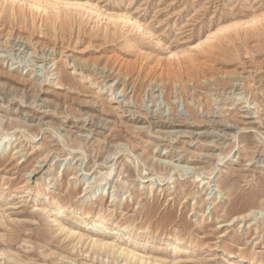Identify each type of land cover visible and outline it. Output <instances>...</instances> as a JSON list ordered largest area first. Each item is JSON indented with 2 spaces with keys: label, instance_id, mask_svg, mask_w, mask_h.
I'll list each match as a JSON object with an SVG mask.
<instances>
[{
  "label": "rangeland",
  "instance_id": "374dc122",
  "mask_svg": "<svg viewBox=\"0 0 264 264\" xmlns=\"http://www.w3.org/2000/svg\"><path fill=\"white\" fill-rule=\"evenodd\" d=\"M24 2L48 14L0 0V264L135 263L94 237L159 264H264V0Z\"/></svg>",
  "mask_w": 264,
  "mask_h": 264
},
{
  "label": "bare ground",
  "instance_id": "6f19581e",
  "mask_svg": "<svg viewBox=\"0 0 264 264\" xmlns=\"http://www.w3.org/2000/svg\"><path fill=\"white\" fill-rule=\"evenodd\" d=\"M1 1H3V2H5V3H7V4H9L10 6H11V15L15 18L16 16H17V13L18 12H20V10H22V9H24V10H28V11H39V10H42V11H44L45 13L47 12V14H48V11H47V9H44V7H42L41 6V4L40 3H38V2H35V3H33V4H28L27 2L25 3L24 2V0H1ZM75 8H77V9H79L80 11H82L83 12V14L84 15H89V16H91L90 14H89V12H91L92 11V6L90 5V4H88V3H83V2H77V4H75ZM118 20H121L124 24H126L127 22H129V19L127 18V17H123V18H119V19H112V23H114V24H118L119 23V21ZM254 21V20H253ZM65 27V26H64ZM260 28H261V26H259ZM250 30V29H249ZM241 31H243V30H241ZM251 31V30H250ZM253 31V30H252ZM258 32H262V30H258L257 32H250V33H243L244 34V36H246V37H249L250 39H255L256 37H258L259 36V34H262V33H258ZM241 33V32H240ZM241 33V34H242ZM231 34V33H230ZM235 34V33H234ZM234 34H231V35H234ZM264 34V33H263ZM226 36H224V38H225ZM230 37V36H229ZM227 38V37H226ZM234 38V37H233ZM228 39V38H227ZM226 39V40H227ZM235 39V38H234ZM28 40V39H27ZM256 40V39H255ZM254 40V41H255ZM229 42H230V40H229ZM41 43V42H40ZM256 43H257V41H256ZM258 43H259V41H258ZM261 43V42H260ZM212 46H214V45H212ZM211 48V47H210ZM209 48V49H210ZM215 48H217V47H215ZM208 49V50H209ZM212 49V48H211ZM208 50H206V53L208 52ZM214 50V49H213ZM210 51V50H209ZM204 52H205V50H204ZM210 54V53H209ZM199 56V55H198ZM197 57V56H196ZM203 59H200L199 57L198 58H190V63L191 64H199L201 61H202ZM127 63V62H126ZM184 63V62H183ZM188 64V65H191V64ZM170 64V63H169ZM169 64H167V65H165V70H166V72L165 71H163V72H161V74H159V76L162 78V82H165L166 84H168V85H171V83L172 82H174V80H175V76H174V72H173V69H171V67L170 66H168ZM174 64H175V61H174ZM187 64V63H186ZM162 65V64H161ZM202 65H203V63H202ZM138 66H140V65H138ZM142 66V68H144L143 67V65H141ZM175 66V65H174ZM177 66V65H176ZM183 66H184V64H183ZM183 66H181L179 69L181 70V71H185V68L183 67ZM148 68H149V66H147ZM151 67V66H150ZM170 67V68H169ZM183 67V69L184 70H182L181 68ZM190 67V69L192 68H194L193 66H189ZM198 68H199V65L197 66ZM201 67V66H200ZM142 68L141 69H138V68H136V70H137V72H138V76L136 77L135 75H134V77H132V78H135L136 77V79L137 78H139L140 77V72L142 71ZM145 68H146V66H145ZM156 68V67H155ZM163 68V66H161L160 67V69H162ZM166 68H168V69H166ZM174 68V67H173ZM179 69H177V71L176 72H178V70ZM191 69V70H192ZM200 69V68H199ZM105 70V69H104ZM141 70V71H140ZM159 70V69H158ZM176 70V69H175ZM127 71H129L130 72V74H134V72H135V67L134 66H129V67H127ZM180 71V72H181ZM194 71H196L195 69H194ZM104 72V71H103ZM137 72H136V74H137ZM143 72V71H142ZM150 72V71H149ZM153 72V71H152ZM157 72H159V71H157ZM170 73V74H168L167 76L165 75V73L167 74V73ZM102 73V72H101ZM120 73H121V71H120ZM185 73V72H184ZM201 73H202V71H201ZM143 75H145L144 73H142ZM162 74H164L165 76H163ZM189 74V73H188ZM195 74V73H194ZM121 75V74H120ZM148 75V71H146V76ZM150 75L152 76L153 74H151L150 73ZM178 77H180V73H178ZM183 75V74H182ZM130 76V75H129ZM133 76V75H132ZM142 76V75H141ZM157 74L155 75V79H157V77H159V76H157ZM183 76H185V75H183ZM190 76H191V74H190ZM189 76V77H190ZM195 76H196V74H195ZM143 77V76H142ZM148 77V76H147ZM147 77H145V78H147ZM152 79H153V76L151 77ZM183 78V77H182ZM127 79V78H126ZM158 79H160V78H158ZM157 79V80H158ZM180 79L181 78H179V81H180ZM16 80H17V82L18 83H20V84H26V83H28L27 81V79H26V77L24 78V77H22V76H20V77H16ZM138 80V79H137ZM140 80V79H139ZM136 81V80H135ZM143 81V80H142ZM159 81V80H158ZM178 81V82H179ZM140 82H141V80H140ZM161 82V81H160ZM137 83V82H136ZM142 83V82H141ZM133 84V83H132ZM140 84V83H139ZM164 85V84H163ZM173 85H175L174 83L172 84V86ZM165 86V85H164ZM174 88V87H173ZM170 89V88H169ZM15 119V118H14ZM189 119V118H188ZM16 120V119H15ZM156 121H159V120H156ZM154 122H155V119H154ZM156 123V122H155ZM160 124V123H159ZM176 124H177V122H176ZM228 124V123H227ZM154 126H156V125H154ZM176 126V125H175ZM172 127H173V125H172ZM247 128H249V127H247ZM251 128H252V126H251ZM155 129V128H154ZM213 130V129H212ZM84 139V138H83ZM83 152V151H82ZM134 157V156H133ZM132 160V159H131ZM166 164V163H165ZM174 167V166H173ZM176 168V167H175ZM158 171V170H157ZM167 171V170H166ZM174 172H175V170H174ZM109 174V173H108ZM172 174V173H171ZM170 174V175H171ZM213 176V175H212ZM212 176H211V178H212ZM210 177V176H209ZM174 178V177H173ZM169 179V178H168ZM167 180V179H166ZM210 182V181H209ZM208 182V185H210V183ZM212 182V181H211ZM44 185V187H49L48 186V184H43ZM48 189V188H47ZM86 192V191H85ZM99 192V191H98ZM103 193V192H102ZM101 193V194H102ZM47 195V194H46ZM45 195V196H46ZM48 198V197H47ZM80 198H82V197H80ZM55 199V198H54ZM58 206H60V204L59 203H57V207ZM62 210H63V207L61 208ZM60 210V209H59ZM86 215H90V213L89 212H84V214H83V217L84 216H86ZM103 217V216H102ZM98 218H100V217H98ZM58 220V219H57ZM57 220L55 219L54 221L55 222H57ZM93 220V219H92ZM59 221V220H58ZM105 222H106V218L104 217V219H102V218H100L99 219V221H97V220H95L94 221V224H93V226L94 227H97L98 225H103V224H105ZM107 223V222H106ZM63 225L61 224V226L60 227H62ZM119 227V225L117 224L116 225V227H114V228H118ZM65 228V227H64ZM80 232V231H79ZM68 233L72 236V237H75V236H77V238H78V240H79V243H83V242H86L85 241V238L88 236H84V234L82 235V234H77V232H75L74 231V229L73 230H68ZM87 233V232H86ZM85 233V234H86ZM88 234V233H87ZM92 234V233H91ZM94 236V235H93ZM90 237V236H89ZM102 238H104V237H102ZM105 240H107L106 238L105 239H98V237H97V239H95V237L89 242V246L91 247V250L92 251H94L96 254H100V253H105V254H113V255H119V257H123L124 259H125V263H130V262H132V261H134L135 263L134 264H159L158 263V260H154V261H151L150 259H146L144 256H141V254L140 255H138L135 251H133V250H131V249H129V247H122V246H118L117 244H116V242L114 243V242H109V241H105ZM93 254V253H92Z\"/></svg>",
  "mask_w": 264,
  "mask_h": 264
}]
</instances>
